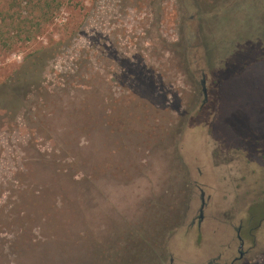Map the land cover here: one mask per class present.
Returning a JSON list of instances; mask_svg holds the SVG:
<instances>
[{
	"label": "rangeland",
	"instance_id": "1",
	"mask_svg": "<svg viewBox=\"0 0 264 264\" xmlns=\"http://www.w3.org/2000/svg\"><path fill=\"white\" fill-rule=\"evenodd\" d=\"M86 2L0 112V264H264V0Z\"/></svg>",
	"mask_w": 264,
	"mask_h": 264
},
{
	"label": "trees",
	"instance_id": "2",
	"mask_svg": "<svg viewBox=\"0 0 264 264\" xmlns=\"http://www.w3.org/2000/svg\"><path fill=\"white\" fill-rule=\"evenodd\" d=\"M88 9L86 0H0V44L9 50L18 43L35 44L0 84V112L12 109L17 116L23 105L14 99L42 90L49 61L76 37L83 25L81 14ZM54 29L62 33L55 34ZM77 88L88 91L95 86L82 82Z\"/></svg>",
	"mask_w": 264,
	"mask_h": 264
},
{
	"label": "flooded vegetation",
	"instance_id": "3",
	"mask_svg": "<svg viewBox=\"0 0 264 264\" xmlns=\"http://www.w3.org/2000/svg\"><path fill=\"white\" fill-rule=\"evenodd\" d=\"M203 85H204V82H203ZM204 91H205L204 97L206 99L207 93H206V89L203 87V92ZM202 207H203V203H202ZM200 212L202 213V208H201ZM200 218H202V215H200ZM199 222H200V220H199ZM239 230H240V228L237 230L238 239L242 241L241 237L239 236ZM242 248H243V242H241L239 247H238V252H239L238 256L229 258V257H223L222 254H219L215 258H211L206 264H242L243 260L245 258V252L241 250Z\"/></svg>",
	"mask_w": 264,
	"mask_h": 264
},
{
	"label": "water",
	"instance_id": "4",
	"mask_svg": "<svg viewBox=\"0 0 264 264\" xmlns=\"http://www.w3.org/2000/svg\"><path fill=\"white\" fill-rule=\"evenodd\" d=\"M204 93H205V91H204Z\"/></svg>",
	"mask_w": 264,
	"mask_h": 264
}]
</instances>
